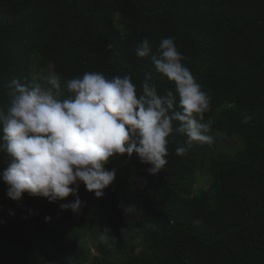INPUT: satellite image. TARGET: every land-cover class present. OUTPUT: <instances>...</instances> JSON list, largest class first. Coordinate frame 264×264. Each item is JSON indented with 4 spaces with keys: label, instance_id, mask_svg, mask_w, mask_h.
<instances>
[{
    "label": "trees",
    "instance_id": "1",
    "mask_svg": "<svg viewBox=\"0 0 264 264\" xmlns=\"http://www.w3.org/2000/svg\"><path fill=\"white\" fill-rule=\"evenodd\" d=\"M167 37L210 98L215 143L171 134L154 175L135 152L111 157L114 182L103 197L81 182L79 213L60 208L71 194L14 201L0 179V264H264V0H0V108L13 79L50 73L174 90L134 51ZM8 163L0 153V174Z\"/></svg>",
    "mask_w": 264,
    "mask_h": 264
},
{
    "label": "clouds",
    "instance_id": "2",
    "mask_svg": "<svg viewBox=\"0 0 264 264\" xmlns=\"http://www.w3.org/2000/svg\"><path fill=\"white\" fill-rule=\"evenodd\" d=\"M134 51L150 57L175 89L158 93L146 75L138 91L130 73L108 78L98 71L64 81L50 73L31 85L18 79L8 84L11 100L0 108V153L9 163L0 179L9 198L19 201L27 193L55 202L71 194L75 200L60 208L79 213L81 182L96 197L114 182L116 169L105 167L111 157L131 158L135 152L154 175L167 163L171 134L186 136L189 146L215 143L212 123L205 120L210 98L183 63L174 38H162L158 54H151L147 38ZM176 153L182 156L186 148Z\"/></svg>",
    "mask_w": 264,
    "mask_h": 264
},
{
    "label": "rangeland",
    "instance_id": "3",
    "mask_svg": "<svg viewBox=\"0 0 264 264\" xmlns=\"http://www.w3.org/2000/svg\"><path fill=\"white\" fill-rule=\"evenodd\" d=\"M93 251H95V249H93Z\"/></svg>",
    "mask_w": 264,
    "mask_h": 264
}]
</instances>
